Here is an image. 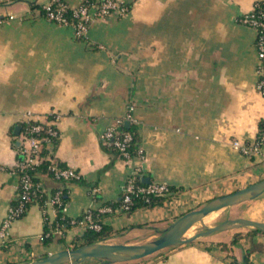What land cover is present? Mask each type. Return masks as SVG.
I'll use <instances>...</instances> for the list:
<instances>
[{"label":"crops","instance_id":"1","mask_svg":"<svg viewBox=\"0 0 264 264\" xmlns=\"http://www.w3.org/2000/svg\"><path fill=\"white\" fill-rule=\"evenodd\" d=\"M46 1L0 0V163L6 166L0 170V223L16 196L18 175L11 168L23 133L14 129L26 113L58 114L52 158L80 176L65 184L67 216L118 201L136 167L143 179L176 188L161 204L103 215L110 233L100 241H146L197 203L264 176L261 152L244 155L232 145V139L253 140L264 126L256 31L237 20L255 0H123L129 6L124 14L94 20L83 37L71 24L47 19ZM64 1L75 6L83 0ZM128 104L143 156L124 159L100 133ZM42 183L48 190L61 186L47 175ZM249 200L260 207L233 216L264 221V192L236 204ZM251 228L234 243L233 231L216 230L158 255L107 264H230L232 257V264H243L247 248L253 264H264V233ZM43 230L42 206L34 201L13 221L9 241L0 238V264L74 247L84 232L74 225L44 242L38 238Z\"/></svg>","mask_w":264,"mask_h":264},{"label":"built area","instance_id":"2","mask_svg":"<svg viewBox=\"0 0 264 264\" xmlns=\"http://www.w3.org/2000/svg\"><path fill=\"white\" fill-rule=\"evenodd\" d=\"M128 4L123 0H83L75 6H71L64 0H48L42 4V10L47 19L57 23L71 24L76 37L85 36L90 23L94 20L109 15H122L128 10ZM70 9L71 12L67 13ZM238 22L251 26L256 31L255 47L258 57L256 72L258 74L256 88L264 94V0H255L250 10L241 13L237 17ZM134 105L128 104L125 114L116 117L109 123L100 133V138L109 147L115 149L124 159H130L134 155L143 156V151L137 146L134 140L130 124L136 123L137 118L133 113ZM45 115H37L26 113V120H37L38 122L27 128L28 133H24L22 137V146L20 152L24 156V161L16 165L20 171V185L16 193L15 203H11L0 223V238L2 242L9 241V229L14 220L22 216L26 209V205L32 197L36 196V191L43 192L45 187L42 182L33 183L27 168L41 160L39 148L42 138L33 135L34 131H38L42 124H46L47 132L50 135H56L57 129L55 121L58 118L57 113H52V117ZM128 122L129 126L125 127L124 123ZM232 145L244 155H253L262 153L264 155V130L257 133L251 141H242L232 139ZM6 169V166L0 163V170ZM56 177H77L78 173L71 167L57 168L52 165ZM15 172L14 167L11 168ZM17 173V172H16ZM19 177V174H17ZM97 188L94 187L95 191ZM170 191V186L162 182H154L143 180L142 172L139 167L134 168L128 175L119 198V203L114 206L111 203H103L97 208H88L78 217H71L65 214L66 201L62 198V189H57L51 197L45 199L42 206L44 220H46L47 228L39 235L40 240L47 237L52 239L61 237L66 229L70 226L79 225L86 228L99 230L102 227V215L114 210L129 211L135 197H143L148 199L152 194H166ZM50 208L53 215L49 216L47 208ZM61 210L60 218L63 221H54L57 216V210ZM66 224H65V223Z\"/></svg>","mask_w":264,"mask_h":264},{"label":"water","instance_id":"3","mask_svg":"<svg viewBox=\"0 0 264 264\" xmlns=\"http://www.w3.org/2000/svg\"><path fill=\"white\" fill-rule=\"evenodd\" d=\"M126 126L129 123L126 122ZM20 126L16 125L14 132L18 134ZM145 182L149 177H144ZM264 192V176L232 191L215 195L203 204L188 209L175 218L157 236L142 242H106L93 241L74 247L63 248L32 260L17 264H80L94 258L100 263H113L139 259L157 252L163 248L190 242L195 238L206 235L216 230L232 229L244 226L258 228L264 231V221L248 217H227L213 225L204 223V217L212 211L252 199ZM200 222L202 228L191 235H186L187 230L195 223Z\"/></svg>","mask_w":264,"mask_h":264},{"label":"trees","instance_id":"4","mask_svg":"<svg viewBox=\"0 0 264 264\" xmlns=\"http://www.w3.org/2000/svg\"><path fill=\"white\" fill-rule=\"evenodd\" d=\"M71 10L68 9L67 10V13H70ZM49 118L52 117V114L49 113L47 115ZM38 121L37 120H27V121H22L20 123V132L21 133H28V130L27 128L35 123H37ZM259 131L261 130H264V126L262 123H260L259 125ZM47 125L46 124H42V127L38 130V131H34L32 134L35 135V136H38L40 138H42L41 140V146L39 148V154L40 156L42 157L41 160L35 164L32 165V168H27L26 171L29 172V175L33 181V183H38V182H42V177L43 175H47V176H50V177H53L56 181H58L60 183L61 186H56L55 188L51 189V190H48L45 188V191L43 192H40V191H36V196L35 197H32V199L29 200V202L27 203L26 205V209L27 207L29 206L30 203L34 202V201H38L41 206H46L44 204V201L45 199H47L48 197H51L54 192L57 190V189H62L63 193H62V198L66 201V198H67V187L65 186V184L67 182H70V181H80V176L78 175L77 177H68V178H65V177H56L55 174H54V170L52 169V165H55L57 168L61 169V168H65V167H68L67 165L63 164L62 162L58 161V160H54L52 158V154H51V150L54 149L55 145L57 144L58 142V139H59V131H58V128L56 126V129H57V133L56 135H50L48 132H47ZM130 130H132L133 132V135H134V140L136 138V134L134 132V128L133 127H129ZM22 144H19V145H15V147L17 148V155H18V163H21L24 161V154L22 152H20V148H21ZM14 169H15V172H17V174H19V177H18V185H17V191L16 193L18 192V188H19V185H20V171H19V168L17 165L14 166ZM176 188H174L173 186H170V191L166 194H152L149 196V198L146 200L144 199L143 197H135L134 198V201H133V204L131 206V209L129 211H132L133 209H135L136 207H139V206H147V207H150V206H154L156 204H161L165 199L171 197V193L173 190H175ZM16 202V199H14L13 203ZM108 203H111L113 204L114 206H116L118 203H119V200L116 201V202H108ZM25 209V211H26ZM24 211V213H25ZM23 213V214H24ZM22 214V215H23ZM60 215H61V210L58 209L57 210V216L55 217L54 221H57V220H61L60 218ZM105 215V214H104ZM102 218H103V215H102ZM63 221V220H61ZM65 223V222H64ZM66 224V223H65ZM47 228V224H46V220H44V229ZM250 232H263L262 230L258 229V228H254L252 227L250 230ZM110 233V227L108 225H106L105 223H103L102 221V227L99 229V230H95V229H91V228H86L84 229V232L83 234L81 235V242L78 244V245H81V244H84V243H90V242H93V241H100V240H104L106 236H108ZM61 237H59L60 239ZM52 238L51 237H47L45 238L43 241L44 242H49ZM238 239V234H236L233 238H232V243L236 242ZM215 243H210V245H208V248H211L212 245H214ZM217 244L220 245V247H222L223 249H226L227 248V244L225 242H218ZM77 246V245H76ZM250 248H247L244 253H243V257H242V263L243 264H253V262L250 260L249 258V254H250ZM233 257L230 261V264L233 263ZM88 261H84V262H81L80 264H89L87 263ZM98 263V260L96 262V264ZM100 264H107V263H100Z\"/></svg>","mask_w":264,"mask_h":264},{"label":"rangeland","instance_id":"5","mask_svg":"<svg viewBox=\"0 0 264 264\" xmlns=\"http://www.w3.org/2000/svg\"><path fill=\"white\" fill-rule=\"evenodd\" d=\"M252 201H246V202H242L241 204H236L235 206H227V207H224V208H220L218 210H215V211H212L210 212L209 214H207L205 217H204V223L207 224V225H213L227 217H236V216H233V215H236L238 213H241V212H246L247 209L251 208L249 211L250 213L252 211H254L253 209L257 208V207H260V206H256L253 205ZM203 203H197L196 206H199ZM168 225H165V226H161L160 228H157V229H153L154 231V237L157 236L158 234H160ZM247 227L249 226H244V227H238V228H232L230 229V231H233V236H235L236 234L238 233H241V231H243L242 233H244L247 229ZM203 229L202 228V224L200 222H197L195 224H193L186 232V235H191L193 233H195L196 231H199ZM238 231V232H237ZM175 246L177 245H174V246H169V247H166V248H163L157 252H154L152 254H149L150 256L148 257H151L152 255H158L159 253H164L165 251H168L172 248H174ZM146 257V256H145ZM143 259V258H142ZM97 260L94 259V258H91L87 263L89 264H96Z\"/></svg>","mask_w":264,"mask_h":264}]
</instances>
